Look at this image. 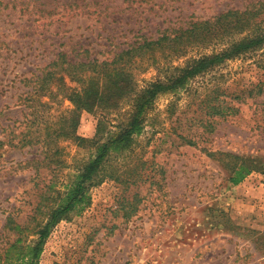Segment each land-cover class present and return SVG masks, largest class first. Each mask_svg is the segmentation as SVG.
Instances as JSON below:
<instances>
[{"label":"rangeland","instance_id":"374dc122","mask_svg":"<svg viewBox=\"0 0 264 264\" xmlns=\"http://www.w3.org/2000/svg\"><path fill=\"white\" fill-rule=\"evenodd\" d=\"M228 9L264 22V0H0V264L14 238L7 217L30 222L41 195L53 196L91 153L61 137L49 146L58 152L46 149V125L72 105L35 93L45 67L60 52L110 60ZM220 43L134 57L137 87ZM222 105L224 115L214 113ZM127 109L107 114L108 127ZM103 115L81 111L76 134L91 137ZM225 153L255 168L234 184ZM111 165L115 177L91 187L89 205L56 224L38 264H264V45L159 95L132 149Z\"/></svg>","mask_w":264,"mask_h":264},{"label":"trees","instance_id":"16d2710c","mask_svg":"<svg viewBox=\"0 0 264 264\" xmlns=\"http://www.w3.org/2000/svg\"><path fill=\"white\" fill-rule=\"evenodd\" d=\"M262 22L254 21L253 15L248 11L228 9L211 18L193 21L186 28L175 30L172 34L163 33L156 39H143L137 45H129L115 52L110 60H72L66 52H60L45 67L41 76L37 77L39 84L35 93L43 91L50 98L61 94L72 107L55 116L54 127L46 125L44 144L51 151L53 148L49 146L55 138L73 139L78 146L91 149V153L67 174L66 182H61L60 187L52 189L53 196L41 195L34 214L30 216V222L33 223L31 226L30 222L23 224L16 222L11 216L7 217L5 226L13 233L14 238L4 250L1 263L38 264L45 241L56 224L89 205L91 187L107 177H115L116 169H112V158L123 157L132 149L136 136L144 129L146 115L155 99L161 94L176 92L191 79L226 60L238 58L263 46ZM236 34L239 36L235 37ZM215 43L221 44L218 50L189 58L183 65L167 66L161 77L148 80L142 87H137L131 69L134 57H140L148 50L167 51V54L178 57L196 45L209 46ZM65 77L78 83V86H67ZM260 90L261 87L258 92ZM43 104L46 106L48 102ZM123 105H128L124 117L112 125L114 129L108 127L110 124L107 114L118 112ZM97 109L104 115L98 118L94 134L89 138L76 134L81 111L94 112ZM225 109V106H219L214 113L224 115ZM33 141L30 138L25 143L32 144ZM35 143L39 141L35 140ZM53 150L58 152V148ZM225 156L231 159L226 167L233 171L230 180L234 184L255 168L246 157L231 153H225ZM30 235L34 238L25 242V238Z\"/></svg>","mask_w":264,"mask_h":264}]
</instances>
